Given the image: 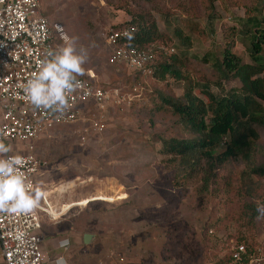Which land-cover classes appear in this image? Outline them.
Wrapping results in <instances>:
<instances>
[{"label":"rangeland","instance_id":"obj_1","mask_svg":"<svg viewBox=\"0 0 264 264\" xmlns=\"http://www.w3.org/2000/svg\"><path fill=\"white\" fill-rule=\"evenodd\" d=\"M40 7L65 31L62 61L75 72L91 69L99 83L124 94L121 102L109 100L102 108L88 104L83 118L35 139L49 161L35 189L48 190L59 206L54 214L62 212L49 227L43 224L50 238L48 246L43 241L47 257L54 264H264V175L251 178L259 187L250 195L251 184L243 178L249 165L264 161V127L249 162L227 161L214 172L206 166L196 177L183 176L182 166L162 152L160 137L194 135L160 106L164 96L178 99L192 83L207 103V90L225 93L240 86L236 76L220 74L216 55L232 39L241 63L254 60L248 37L238 30L239 17L263 14L264 0H40ZM142 10L157 20L162 37L153 41L187 54V75H144L135 96L130 69L110 61L105 37ZM96 120L101 130L93 127ZM9 145L13 141L0 150ZM250 204L260 212L249 225ZM84 232L94 234L90 242L83 241ZM238 243L245 250L236 258Z\"/></svg>","mask_w":264,"mask_h":264},{"label":"built area","instance_id":"obj_2","mask_svg":"<svg viewBox=\"0 0 264 264\" xmlns=\"http://www.w3.org/2000/svg\"><path fill=\"white\" fill-rule=\"evenodd\" d=\"M133 29L113 27L106 33L110 61L124 63L130 74L148 75L159 55L170 56L175 48L161 41L130 45ZM66 38L41 10L40 0H0V144L13 141L0 150V254L5 264L52 260L42 243V213L55 220L62 212L54 214L48 190L36 193L37 178L49 161L37 151L35 139L83 118L88 104L102 108L109 100L121 102L124 95L99 83L91 69L75 72L63 62ZM139 84L134 83V94ZM93 127L102 129L98 120ZM244 250L238 243L232 256L238 258Z\"/></svg>","mask_w":264,"mask_h":264},{"label":"trees","instance_id":"obj_3","mask_svg":"<svg viewBox=\"0 0 264 264\" xmlns=\"http://www.w3.org/2000/svg\"><path fill=\"white\" fill-rule=\"evenodd\" d=\"M209 1L213 3L214 0ZM134 15L131 21L115 26L134 28L128 37L130 45L146 47L151 41L162 37L157 20L149 11L142 10ZM213 19L215 14L210 15L209 20L212 22ZM239 20L241 26L238 30L248 37L247 49L254 60L241 63L240 56L231 50L233 41L230 39L222 46L220 57L216 55L215 63L220 74L236 76L240 86L225 93L207 90L210 99L206 103L203 97L194 92L192 83H187L186 92L182 97L176 99L164 96V104L160 105L176 115L184 128L194 131L193 136L187 137H167L162 133L160 135L162 152L182 166L183 176L196 177L205 172L206 166L214 172L220 164L227 161L249 162L253 141L258 138L259 130L264 127V13L257 12L246 18L239 17ZM195 26L190 24L191 29ZM210 32H213L212 26ZM175 53L170 56L160 54L154 63L153 72L148 75L175 78L186 76L187 73H184L182 67L187 63V54L178 56ZM142 76L144 74L139 71L130 77L137 82ZM203 85L208 86L206 83ZM243 173L244 180L251 184H246V193L253 194L259 185L250 181L254 175H264V161L249 165ZM204 179L207 182L206 176ZM249 207L247 217L250 225L260 209L252 204Z\"/></svg>","mask_w":264,"mask_h":264},{"label":"crops","instance_id":"obj_4","mask_svg":"<svg viewBox=\"0 0 264 264\" xmlns=\"http://www.w3.org/2000/svg\"><path fill=\"white\" fill-rule=\"evenodd\" d=\"M36 193H38V191H36ZM51 197V198H50ZM49 198L51 199V201H52V195H49ZM65 203H63L62 205H64ZM56 209H57V207H59V206H57L56 207V205L54 206ZM50 220H52V221H54L51 217H49L47 214H45V213H42V228H41V232L43 233L44 232V229H45V227L43 228V224H44V226H45V224H46V228L47 227H49L52 223L50 222ZM44 235V234H43ZM44 240H46V243H47V246H48V241L50 240V238H48V237H44V239H43V241ZM43 241H42V243H43ZM47 246H45V247H47ZM48 251H49V247H47L46 248ZM1 255V254H0ZM48 264H54V262H53V259L52 260H50L49 262H48Z\"/></svg>","mask_w":264,"mask_h":264},{"label":"water","instance_id":"obj_5","mask_svg":"<svg viewBox=\"0 0 264 264\" xmlns=\"http://www.w3.org/2000/svg\"><path fill=\"white\" fill-rule=\"evenodd\" d=\"M94 237V234H91L89 232H84L83 233V241L84 242H90L92 240V238Z\"/></svg>","mask_w":264,"mask_h":264},{"label":"bare ground","instance_id":"obj_6","mask_svg":"<svg viewBox=\"0 0 264 264\" xmlns=\"http://www.w3.org/2000/svg\"><path fill=\"white\" fill-rule=\"evenodd\" d=\"M54 209H56V208L54 207Z\"/></svg>","mask_w":264,"mask_h":264}]
</instances>
